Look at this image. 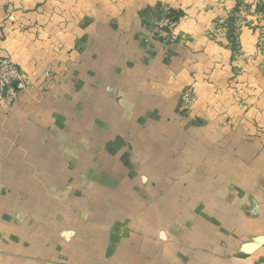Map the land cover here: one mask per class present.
<instances>
[{
    "label": "crops",
    "instance_id": "1",
    "mask_svg": "<svg viewBox=\"0 0 264 264\" xmlns=\"http://www.w3.org/2000/svg\"><path fill=\"white\" fill-rule=\"evenodd\" d=\"M0 56V264H264V0H0Z\"/></svg>",
    "mask_w": 264,
    "mask_h": 264
},
{
    "label": "built area",
    "instance_id": "2",
    "mask_svg": "<svg viewBox=\"0 0 264 264\" xmlns=\"http://www.w3.org/2000/svg\"><path fill=\"white\" fill-rule=\"evenodd\" d=\"M176 18L172 16L163 18L160 21V27L169 26L174 31L178 26V19ZM175 39L176 34H171V40ZM23 82L24 77L19 65L10 57L0 58V105L13 103ZM182 98L187 105L196 101L193 85L182 95Z\"/></svg>",
    "mask_w": 264,
    "mask_h": 264
},
{
    "label": "rangeland",
    "instance_id": "3",
    "mask_svg": "<svg viewBox=\"0 0 264 264\" xmlns=\"http://www.w3.org/2000/svg\"><path fill=\"white\" fill-rule=\"evenodd\" d=\"M169 16H172V17H175L176 18V16L174 15V14H172L171 12H167L165 15H164V17L163 18H165V17H169ZM162 18V19H163ZM161 19V20H162ZM176 19H178V18H176ZM160 20V21H161ZM179 19H178V24H179ZM159 27H160V22H159V25H158ZM178 27V26H177ZM176 27V28H177ZM162 30H169L170 32H172L171 31V28H169V26H164V27H160ZM175 30V29H174ZM169 40H171V35L169 36ZM2 57H7V56H0V58H2ZM20 67V66H19ZM21 68V67H20ZM21 71H22V73H23V77H24V82L22 83V86L20 87V89H19V92L21 91V90H23L24 88H26L27 86H28V82H27V79H26V77H25V74H24V72H23V70H22V68H21ZM44 76L46 77V78H48V79H52L51 78V72H48V71H45L44 72ZM191 86H189L188 88H190ZM188 88L186 89V90H184L183 92H182V95L188 90ZM194 91H195V88H194ZM19 92H18V94H19ZM18 94H17V97H16V99H15V101L17 100V98H18ZM195 94H196V92H195ZM183 99V98H182ZM14 101V102H15ZM196 101H197V94H196ZM196 101L194 102V103H192L191 105H187V103H186V105L187 106H189V107H192L195 103H196ZM13 102V103H14ZM13 103H11V104H6V105H4V106H10V105H12Z\"/></svg>",
    "mask_w": 264,
    "mask_h": 264
}]
</instances>
